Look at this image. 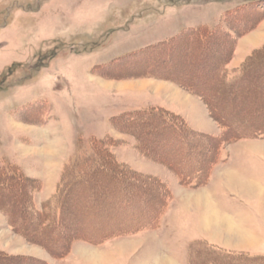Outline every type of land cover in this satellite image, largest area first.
Listing matches in <instances>:
<instances>
[{
    "label": "rangeland",
    "instance_id": "1",
    "mask_svg": "<svg viewBox=\"0 0 264 264\" xmlns=\"http://www.w3.org/2000/svg\"><path fill=\"white\" fill-rule=\"evenodd\" d=\"M196 29L207 31L205 45L196 47L192 42ZM261 51L264 0H0V167L17 165L26 177L24 185L14 183L7 189L9 198L19 202L17 195L24 191L32 207L42 209L41 203L58 188L65 163L89 153L92 141H103L107 153L131 171L125 181L128 187L134 185L133 200L139 203L137 194L151 188L160 189L157 195L163 199L160 211L152 214L151 226L144 230L97 244L75 239L72 257L81 254L82 262L63 259L67 255L52 259L47 249L12 229L0 211V253L14 257L7 264H23L24 258L15 257H28L30 264H177L170 258L187 264L196 255L193 250L196 253L203 245L264 256V233L256 242L237 243L223 230L214 235L229 245L206 239L163 245L168 231L166 235L162 228L157 237L154 230L166 225L165 211L177 191L192 187L180 184L174 171L158 159L166 152L165 147L159 149L163 145L158 133H142L140 126L124 119L141 110L162 108L194 132L220 137L221 127L205 100L191 90L200 87L191 82H200L205 96L216 91L215 104L230 123L236 124L243 112V120L248 121L264 113L259 105L264 99V65L263 72L246 81L242 78L240 86L227 83L241 75L247 59L253 65L263 64L255 57ZM221 89H237L242 95H219ZM190 99L218 131L209 134L190 125L178 107L182 104L190 110ZM119 116L124 120L116 119ZM249 139L222 140L221 145ZM224 156L221 150L216 165ZM210 175L196 188L205 187ZM159 181L165 189L159 188ZM260 202L256 205L264 210ZM244 206L251 208L248 203ZM185 216L180 228L194 232L197 216Z\"/></svg>",
    "mask_w": 264,
    "mask_h": 264
},
{
    "label": "trees",
    "instance_id": "2",
    "mask_svg": "<svg viewBox=\"0 0 264 264\" xmlns=\"http://www.w3.org/2000/svg\"><path fill=\"white\" fill-rule=\"evenodd\" d=\"M195 31L192 34V42L196 43L194 45L196 47L205 45L207 31L199 32L197 29ZM255 57L263 64L253 65V60L247 59L245 70L235 82L227 83V86H240L255 72L259 73V70L263 72L261 65H264V52L261 51ZM215 78L218 83L222 81L221 77ZM261 79V83H264V77ZM197 83L191 82L194 87L200 89L191 90L205 100L211 116L221 127L220 137L194 132L183 124L182 119L177 121L175 114L162 108H148L130 116L126 115L124 118L129 125L140 126L138 130L142 133L146 132L148 135L158 133L163 145L159 149L162 151L165 147L166 151L165 157L160 156L158 159L174 171L180 184L190 187H198L207 182L210 172L219 161V154L223 148L222 140L228 143L238 138L264 137V113L253 115L255 117L244 121L243 112L237 117V123L232 124L216 105L218 98L216 91L211 90L205 96L202 92H205V89H201L200 82L199 85ZM225 92H229L230 97L242 95L237 89H221L219 95ZM245 92L252 94L254 89H245ZM259 105L264 107V99ZM257 106L258 104L254 106L253 111ZM122 117L116 119L124 120ZM150 139H154V136ZM103 143L105 142L92 141L89 153L71 163H65L58 188L49 199L41 203L40 210L32 207L24 191L17 195L19 202L14 203L9 198L7 189L14 183L24 185L26 177L17 165L0 167V211L6 216L9 226L29 241L47 249L54 258L68 255L75 239L97 244L107 237L126 235L150 227L153 221L152 214L158 213L161 209L160 204H163V199L158 196L160 189L158 191L151 188L142 194L139 192L140 194H137L140 198L139 203L133 200L134 185L128 187L125 181L131 171L124 164L116 162L105 147L101 146ZM135 184L137 185L136 182ZM98 185H101L99 190L95 189ZM158 185L159 188L160 186L166 188L161 181ZM103 195L107 197L106 201L109 204H105ZM105 205L108 207L104 208ZM100 207L101 213H96ZM68 228L71 234L65 235L64 232ZM193 253L196 254L195 257L187 264H264V256L233 254L215 250L212 245H203L196 253L193 250ZM11 258L14 260L13 256L0 253V264H7ZM19 259L23 264H30L28 257H15V260Z\"/></svg>",
    "mask_w": 264,
    "mask_h": 264
},
{
    "label": "crops",
    "instance_id": "3",
    "mask_svg": "<svg viewBox=\"0 0 264 264\" xmlns=\"http://www.w3.org/2000/svg\"><path fill=\"white\" fill-rule=\"evenodd\" d=\"M190 103V110L185 106L183 107L182 104L178 106L180 113L183 114L190 125L196 130L209 134L213 130L218 131L217 124L208 121L207 115L203 113L204 111H201L199 104L194 99H190ZM222 154L223 156L225 155L222 159L224 161H221L214 167L209 182L205 187H185L177 191L175 198L165 211V217L167 219L166 225L154 230L159 232L157 234L155 233L157 237L162 231H165L164 233L167 235L168 231L167 239L162 241L163 245H182L192 239H206L209 242L213 241L214 243L219 242L222 245H229L225 241L224 243L220 242L212 231L213 227H208L205 224L204 221L207 211L210 214L226 216L240 233L249 235L254 242L258 238V234L264 233V218L255 210L256 204L261 200L264 204V197L261 195L259 198L254 199L243 198L232 193L225 184L226 177L233 173L245 181L254 182L259 190L261 189V194H263L264 139L251 138L249 140H240L223 147ZM199 196L202 197L201 200ZM40 197L43 201L47 195L44 194ZM41 200L39 201L41 202ZM246 203L251 208L244 206ZM185 213L187 215L192 213L194 216H197L194 223L198 222L196 224L198 228L195 227L196 230L194 232L191 230L188 232L184 228V230L180 228V221L182 223V218L183 221L185 220ZM192 226L195 225L192 224ZM164 227L165 230L160 231ZM174 234L175 236H173ZM73 247L74 245H71L69 254L63 259L71 258V260L77 259V261L82 262L81 254L77 255L74 253L77 258L72 257L73 252H76ZM70 255L71 257H68ZM52 259L57 260L53 257ZM170 259L178 264L176 258Z\"/></svg>",
    "mask_w": 264,
    "mask_h": 264
},
{
    "label": "bare ground",
    "instance_id": "4",
    "mask_svg": "<svg viewBox=\"0 0 264 264\" xmlns=\"http://www.w3.org/2000/svg\"><path fill=\"white\" fill-rule=\"evenodd\" d=\"M225 184L230 191H234L235 193H237L236 195L242 196L243 198L245 197L248 199H254V198L260 197L261 195H262V197H264V192H263V194H261V192H260L261 189L259 190V188L257 187V185L254 182H250L247 180L245 181L233 173L230 176L226 177ZM199 199L201 200L202 197L200 196ZM260 203H262V202H260ZM260 209H261L260 206H256V208H255V210L257 212H259V214H261V216L264 218V210H260ZM207 213H208V211L206 212L204 222L208 227H213L212 231L214 233L215 232L218 233L219 231L224 230L225 232L228 233V235H227V236H229L228 238L229 239L232 238V240H235L237 243H243L245 241L252 240L251 237L248 238L243 233H240V231H238L232 225V223H229L230 221L228 220V218L226 216L218 217L215 214H210V213L207 214Z\"/></svg>",
    "mask_w": 264,
    "mask_h": 264
}]
</instances>
